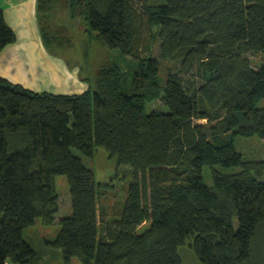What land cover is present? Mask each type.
<instances>
[{"label":"trees","instance_id":"1","mask_svg":"<svg viewBox=\"0 0 264 264\" xmlns=\"http://www.w3.org/2000/svg\"><path fill=\"white\" fill-rule=\"evenodd\" d=\"M61 10L139 67L103 65L96 85L79 95L33 92L0 78V264H40L24 231L38 219L55 222L60 175L71 216L45 242L66 264H180L182 246L201 264H264V182L256 177L264 161L244 160L232 139L264 140V107H256L264 64L255 69L246 57L264 55V0H37L51 54L62 43L53 25ZM14 39L0 10V51ZM154 41L160 60L178 64L163 87ZM158 99L169 112L147 114L145 105ZM97 148L133 174L114 220L103 219L101 184L83 163Z\"/></svg>","mask_w":264,"mask_h":264},{"label":"rangeland","instance_id":"2","mask_svg":"<svg viewBox=\"0 0 264 264\" xmlns=\"http://www.w3.org/2000/svg\"><path fill=\"white\" fill-rule=\"evenodd\" d=\"M166 0H148L150 5L165 4ZM53 25L58 31V37L62 40L61 47L51 46L52 52H55L65 63L72 67L78 68L82 81L90 84L93 88L96 85L98 71L101 66L113 65L124 72L137 70L139 60L132 59L123 55L117 49H110L101 43L95 36L94 32H90L83 18L70 19L66 11L61 10L53 18ZM150 55L159 59L158 42L154 41ZM247 58L251 60L252 66L259 69L264 64V55L247 54ZM160 69L158 78L160 85H165V80L170 69L172 72L178 68L177 63L170 61H162L159 59ZM190 80L193 78L188 75ZM257 108L264 107V99L260 100ZM152 111L168 113L169 109L158 99L151 104L145 105V112L150 114ZM238 118L241 120L240 114ZM194 124H206V120H193ZM214 124V123H212ZM211 125V124H210ZM231 139V132L228 133ZM233 144L238 153L244 160L264 161V140L256 136L245 138L239 135L232 137ZM72 153L79 156L76 149H72ZM83 163L86 167L93 171L96 183L101 184L98 188L99 206L106 212L103 219L114 220L117 218L118 206L124 202L129 184L133 181V174L129 167H120L116 169L114 159L108 156V153L97 148L92 159H84ZM214 169L223 174H234L241 170L240 167L224 168L215 166ZM130 171V173H129ZM261 182H264V170L259 176H256ZM202 180L207 186L212 185L211 168L204 166L202 168ZM56 191L58 194V213L55 222L50 226H43L41 220H36L34 226L24 231V239L29 243L31 248L40 256V264H66L58 250H53L46 244L45 240L55 238L60 229L59 221L65 217L71 216V202L68 192L65 176L56 177ZM234 229L237 228V220H233ZM148 228V224L139 227L138 233H143ZM180 256V264H201L194 254L192 248L182 246L178 250ZM70 264H79L76 259H72Z\"/></svg>","mask_w":264,"mask_h":264},{"label":"crops","instance_id":"3","mask_svg":"<svg viewBox=\"0 0 264 264\" xmlns=\"http://www.w3.org/2000/svg\"><path fill=\"white\" fill-rule=\"evenodd\" d=\"M0 10L15 35L0 51V78L33 92L79 95L87 91L90 84L81 80L78 68L68 66L43 44L37 0H0Z\"/></svg>","mask_w":264,"mask_h":264}]
</instances>
